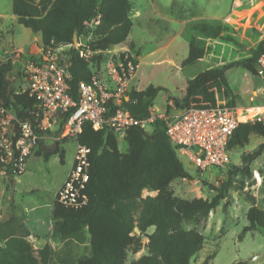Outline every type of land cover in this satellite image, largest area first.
<instances>
[{"label":"trees","instance_id":"trees-1","mask_svg":"<svg viewBox=\"0 0 264 264\" xmlns=\"http://www.w3.org/2000/svg\"><path fill=\"white\" fill-rule=\"evenodd\" d=\"M12 9L20 24L40 36L41 48L71 44L75 34L78 39L90 34L94 37L88 47L100 52L89 61L82 58L75 48L67 50L70 57L68 83L75 97L79 81H89L93 75H98L104 61L102 52L126 43L133 26L130 0H13ZM193 27L212 38L220 37L224 30L220 24L206 22ZM229 40L234 41L231 37ZM134 46L130 44L131 48ZM263 51L264 39L251 50L250 57L222 68L206 69L189 79L184 93L176 98L178 108L236 106L226 70L232 66H243L256 75L257 59ZM204 53V49L192 40L184 65L202 58ZM11 70V63L0 64L2 97L7 105L13 104L16 109L17 104L33 108L32 98L16 94L11 89L8 79ZM162 89L165 87L152 84L141 90L131 88L128 99H124L126 110L135 117L148 116L154 98ZM18 112L23 115L22 111ZM64 122L63 117L60 124ZM251 135L264 138V125L242 122L230 138L229 151L247 145ZM122 139L127 143L126 151L120 149L121 138L114 131L96 130L90 121L83 124L78 141L91 149L90 181L85 191L88 203L75 209L55 201L52 236L79 243L88 240L91 253L80 256L75 264H125L129 253H137L144 247L147 254L133 259L130 264H190L203 249L205 236L196 228L187 229L184 225H199L222 200H227L233 186L230 174L220 186L210 185L216 192L212 198H183L175 194L171 183L190 175L160 121L152 132L133 126ZM57 144L52 152L44 154L46 159L51 153H60L63 160L64 151ZM263 152L264 143L253 152L245 153L242 164L230 172L244 177L251 174L250 164ZM144 190L155 191L156 195L143 196ZM246 217L248 224L240 238L249 231L264 230L263 209L253 204ZM13 221L14 218L0 223V242L4 241L0 246V264H47L51 255L50 245L36 250L27 239L30 233L13 231ZM136 227L139 232H135ZM150 227H155L153 233L148 232ZM143 237L148 239L145 244ZM204 264H208L207 260Z\"/></svg>","mask_w":264,"mask_h":264},{"label":"rangeland","instance_id":"rangeland-1","mask_svg":"<svg viewBox=\"0 0 264 264\" xmlns=\"http://www.w3.org/2000/svg\"><path fill=\"white\" fill-rule=\"evenodd\" d=\"M130 1L133 6L131 15L135 13L136 8H141L143 13L141 17H133V28L129 36L130 40H134L140 46L139 68L132 88L141 90L151 84L165 87L158 92L151 106L157 113H163L170 99L176 100L181 96L182 91L186 89L188 79L194 78L196 74L206 69L222 68L227 65L222 64L221 60L235 58L242 60L250 57L251 50L264 39V0H199L197 4L189 0H180L178 4L175 3L171 7L167 6L172 0H156L158 12L154 7L147 5L149 0ZM183 1L188 3L189 9L184 12L188 18L194 15L204 17L217 15L221 18L219 20L203 18L198 19V22L222 25L224 30L220 36L221 40L217 43L224 47L208 44L206 38L197 30H187L173 39L179 32V26L170 24L158 14L179 17V6L185 5ZM228 15L236 23L225 22ZM192 33L196 35L195 38ZM0 34V53L9 46L20 47L25 53H29L37 45L36 34L13 18L12 0H0ZM89 37H91L89 40L82 37L85 45L94 39L91 34L87 38ZM229 37L234 41L229 40ZM193 39L204 51L206 47L211 48L208 53L212 54L204 62H197L184 70H178L172 62L181 64L183 57L188 55L189 43ZM134 50L138 55L139 49L134 48ZM115 51L117 52L112 51L111 54L103 55V59L106 60L108 57L116 59L118 54H122L119 52L121 50ZM3 61L1 59L0 64L7 63ZM15 72L13 69L8 74L13 91L19 89V80L14 78ZM226 75L234 91V101L239 116H247L251 111L257 110L256 107L240 109L239 106L251 103L249 92L254 84L263 86L260 77L250 73L243 66L230 68L226 71ZM236 91L241 97L236 94ZM51 136L48 134V139L43 140L37 150H33L26 172L16 179L15 189H9L5 196L2 192L7 183L0 180V217L5 215L6 207L13 206L17 213L23 214L27 225L33 228V232L42 236L43 247L46 244L50 245L51 255L47 264H75L80 256L91 253L90 244L88 240L79 243L52 236L51 212L55 194L72 165L76 141L74 139L59 140L57 145L64 151L63 160L60 153H51L46 159L44 154L52 152L56 147ZM262 143H264L263 137L251 135L247 145L230 150V161L225 167L211 166L206 170H199L186 156L179 155L190 176L171 183V188L177 196L187 199L212 198L216 192L211 190L210 185L220 186L229 174L233 182L227 200H222L204 222L199 225L185 223V228H196L205 236L203 249L190 264H203V260H207L208 264H234L235 262L264 264V260H252L255 255L264 250V230L249 231L240 238L243 228L248 224L246 213L249 207L255 204L264 210V152L250 164L251 174L244 177L230 172L242 164V156L245 153L253 152ZM119 146L122 151H126L128 147L122 138ZM240 186L243 188L238 189L237 187ZM147 195H156V192L144 190L143 196ZM154 230L155 227H150L148 232L153 233ZM135 232L139 231L135 230ZM147 241L148 239L143 237V243ZM141 254H147L145 247ZM211 255L213 256L209 259ZM138 257L140 255L129 253L125 264H130L134 258Z\"/></svg>","mask_w":264,"mask_h":264},{"label":"built area","instance_id":"built-area-1","mask_svg":"<svg viewBox=\"0 0 264 264\" xmlns=\"http://www.w3.org/2000/svg\"><path fill=\"white\" fill-rule=\"evenodd\" d=\"M81 39L76 43L41 48L38 57L29 60L22 59L19 48H6L3 62L11 63L13 69L18 65L14 70V78L19 80L16 94H26L35 104L33 108L17 104V109L23 112L20 115L13 104L7 105L0 88V180L3 183H12L25 173L33 150L48 139V134L52 135L54 143L74 139L73 162L55 194V201L75 209L85 206L91 149L79 143L78 135L86 121H90L94 129H110L120 138L133 126L152 132L160 121L179 155L186 156L199 170L225 167L229 163L228 144L242 122L264 125V108L244 120L236 106L180 110L175 99L168 101L163 113L150 107L148 116H132L124 106V99H128L139 62L126 51H122L124 57L118 54L116 59L106 61L107 80L93 75L89 81H79L75 97L68 83L70 57L67 50L75 48L88 61L100 52L90 49ZM256 75L264 81V51L257 59ZM63 117L65 122L61 125Z\"/></svg>","mask_w":264,"mask_h":264},{"label":"crops","instance_id":"crops-1","mask_svg":"<svg viewBox=\"0 0 264 264\" xmlns=\"http://www.w3.org/2000/svg\"><path fill=\"white\" fill-rule=\"evenodd\" d=\"M35 1H39V0H35ZM187 1V0H186ZM190 2H192L193 4H197L199 2V0H189ZM157 1L156 0H149V2H147V5H150L152 7H154L157 12H158V5L156 3ZM180 2V0H172L171 2L169 1L168 3V6L167 7H171L173 5L178 4ZM184 2V1H183ZM185 3V2H184ZM188 4V3H187ZM185 3L184 6H179V12H178V15L179 17H176V16H165V15H161V14H158V16H162V19L166 20L167 22H169L170 24L174 25V26H179V32H177L175 34V36L173 37V39H176L180 34L184 33L185 31H196L197 29H195L193 27L194 24H197V23H200L198 22V19H203V18H208V19H212V20H219L221 19L219 16L217 15H213V16H191V17H186L184 15V12L187 11L189 8L187 7V5ZM12 5H13V0H12ZM133 10V6L131 5V11ZM13 11V9H12ZM131 11H130V16L132 17V20H133V17H141L143 15L142 13V9L141 8H136L135 9V13L133 15H131ZM136 15V16H135ZM230 15H228L226 18H225V22H231V23H236L234 20H232L231 18H229ZM164 17V18H163ZM13 18L17 20V16L13 13ZM18 21V20H17ZM223 21V22H224ZM133 28V26H132ZM132 31V29H131ZM199 31V30H197ZM200 32V31H199ZM201 33V32H200ZM131 34V32H130ZM129 34V36H130ZM193 35V38L196 37V35L194 33H192ZM202 34V33H201ZM203 35V34H202ZM129 36L126 40V43L124 44H119V45H116L114 46L112 49H109V50H106V51H103V55H107L108 53L111 54L112 51L114 52H117L115 50H121L119 52H122V51H126L127 53H130L131 55L135 56L137 58V60L139 61V56H140V46L138 45L137 42H135L134 40H130L129 39ZM204 38H206V41L208 44L212 43L213 45L218 46L220 45L221 47H224V45L222 44H219L217 42H219V40H221L220 37H217V38H212V37H205V35H203ZM88 37V36H87ZM85 40H89L91 37L87 38ZM36 41H37V45L31 49V51L29 53H25L20 47H18L22 53V59L23 60H29V59H32V58H36L38 57L39 53H40V41H41V38L40 36L36 35L35 37ZM83 40V39H81ZM194 40V39H193ZM84 41V40H83ZM133 43L135 46L134 48H137L139 49V54L136 55V52L134 50V48H131L129 44ZM191 43V42H190ZM190 43H189V47H190ZM226 44V43H224ZM227 46V45H225ZM8 48V47H7ZM211 49L209 47H206L205 49V53H204V56L198 60H196L195 62L191 63V64H194V63H197V62H204L206 60V58L211 55L212 53H208V50ZM6 48L3 49V51L0 53V60L1 59H4V57L6 56ZM188 55H189V52H188ZM185 56L183 57L182 61H181V64L178 65V62H172L173 65L176 66V68L178 70H184L187 66L191 65V64H188V65H184V61L186 60V58L188 57ZM109 58V57H108ZM108 58L106 60H104V62H102L101 64V67H100V70H99V73L97 76H99L101 79L103 80H107L108 78V74H107V71H106V61L108 60ZM164 60V59H162ZM235 61H238V59H230V60H227V61H223L221 60L222 64H229L231 62H235ZM17 66V67H16ZM14 70H16L18 68V65H16ZM234 67V66H232ZM232 67H229L226 71H228L230 68ZM202 72V71H201ZM200 73V72H199ZM198 73V74H199ZM197 75V74H196ZM195 75V76H196ZM194 76V77H195ZM257 76V75H256ZM258 77V76H257ZM192 79V78H191ZM261 79V78H260ZM189 80V79H188ZM187 80V81H188ZM262 81V84L263 86L261 85H258V84H254V87L252 88V90L249 92L250 93V104H245V106H239L240 109H243V108H251V107H256L257 110H254V111H251L250 114H248L247 116H242V119H247L248 117H251L252 115H254L257 111H259L260 109L264 108V81L261 79ZM187 84V83H186ZM133 85V83H132ZM185 91V90H184ZM184 91H182V94L184 93ZM236 94L240 96L239 92L236 91ZM241 97V96H240ZM55 145L57 144L54 143ZM39 147V146H38ZM37 147V148H38ZM37 148L35 150H37ZM33 154V153H32ZM26 172V171H25ZM66 178V176H65ZM65 180V179H64ZM63 180V182H64ZM62 182V183H63ZM17 182L13 181L12 183L8 182L7 183V186L5 188V190H3V194L4 196L6 195V193L9 191V189H15V186H16ZM62 185V184H61ZM59 189V188H58ZM55 200V199H54ZM10 205V204H9ZM6 213L3 217H0V223L2 222H5V221H9L10 219H13L14 218V221H13V227L12 229H14L13 231H15L16 233L18 234H26V233H30V235L27 237V239L32 243L33 247L36 249V250H39L41 248H43V238L42 236L36 234L33 232V228L32 227H29L27 225V222L25 220V218L23 217V214H20L17 213L13 206H8L6 207ZM53 208V207H52ZM248 211V210H247ZM51 221H52V212H51ZM51 230L53 231V221L51 223ZM33 237V240H31V238ZM4 245V241H1L0 242V246H3ZM143 250V249H142ZM141 250V251H142ZM141 251L137 252V253H134V254H137V255H140L142 256L143 254H141ZM139 258V257H138ZM134 259H137V258H134ZM205 260H203V264H204Z\"/></svg>","mask_w":264,"mask_h":264},{"label":"water","instance_id":"water-1","mask_svg":"<svg viewBox=\"0 0 264 264\" xmlns=\"http://www.w3.org/2000/svg\"><path fill=\"white\" fill-rule=\"evenodd\" d=\"M77 40H78V37L75 34L73 37V42L76 43ZM135 230H138V228L136 227ZM252 260L253 261L264 260V250L262 252L258 253L257 255H255Z\"/></svg>","mask_w":264,"mask_h":264}]
</instances>
